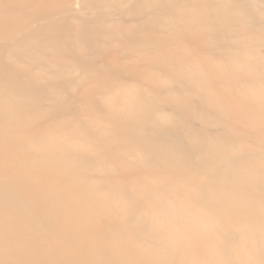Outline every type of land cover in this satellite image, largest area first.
<instances>
[{
	"label": "rangeland",
	"instance_id": "obj_1",
	"mask_svg": "<svg viewBox=\"0 0 264 264\" xmlns=\"http://www.w3.org/2000/svg\"><path fill=\"white\" fill-rule=\"evenodd\" d=\"M38 1L27 0V6L28 3L29 6L31 4L33 6L31 5L30 9H28L29 11L27 10L29 12L28 17H25L22 23V26L25 28L33 29L31 30L34 32V34H31L32 40L28 42H34V45L27 42H17L13 45L15 54H11L6 50L2 52V60L9 66L7 71L5 64V74L7 73L6 76L9 80L2 73L0 74V84L2 83L0 85V99L3 101L1 114L9 117L10 115L15 116L18 113L23 114V111L24 113L26 111V115L23 117L26 118L25 121L29 120L31 123V126L25 131L26 135L33 136L41 130L49 129L47 131V133L50 132V136L48 135L49 143L64 144V150L67 149L66 155L68 150L75 154L77 152L78 154L75 155L76 159L73 156L71 163H74V167L80 168L81 171L85 172L87 170L90 172L89 177L96 180L97 186L123 185L129 188L132 185L138 190V200L140 198L141 200L148 199V195L141 192L149 189L148 194L151 202L146 205L147 207H145L141 214H143L144 222L152 229V233L149 235L156 236V243L162 245L163 248L164 245L173 246V250H169L173 253H167L165 256H168L169 259L175 257L176 264L177 260L179 264H264V225H251L247 221L249 214L257 215L256 213L264 212V157L257 159V161H251L249 158L250 153L259 151L260 149H257L258 147L253 143L252 138L248 136L264 135V127L262 126L264 125V101L256 102L248 96L245 101L231 105L229 100H227V96L231 95H236L235 97L238 95L244 96L242 95L244 92L241 86H237L236 88L231 85L233 74H236L233 69L235 65L237 67L240 66L237 69L240 75L246 77L248 75L256 76L262 71V67L264 69V55L262 54L256 58L254 56L259 49L255 46V42L263 41L264 34H253L251 24L250 28L249 24H247L251 20L244 19L242 26L243 28L248 27L250 35L240 43L239 47L242 48L244 46L245 55L242 53L234 57L235 63L232 65L222 62L220 64L219 61L207 59L205 54L209 51L203 49L207 44V39L210 40L207 45L209 48L217 49L219 47L220 37L217 36V31L220 28L216 25L217 18H212L215 17L214 15L212 16V11L217 0L216 2L215 0H192V2L191 0H184L185 2L183 0H166L167 2L165 0H157V4H153L156 1L153 0V3L149 2L151 6H148L147 3V5L145 4L144 1L146 0L143 2L141 0H46L47 2L43 0L45 3L41 0L43 5L36 4ZM175 1L178 5L181 3V6H177L179 7L177 8L179 11L182 9L181 12L176 9L175 3L171 4V2ZM193 1L195 6L191 5ZM197 2L200 3L198 4ZM196 3L199 5L198 8ZM138 4L146 7H140ZM160 6L162 7L159 8ZM192 6L193 8H191ZM184 7H189V10L186 9V11ZM52 8L55 16H49L48 12ZM237 8L241 9L239 5ZM167 9H172V11ZM174 9L177 12L176 10L173 12ZM59 10H61L60 14H58ZM166 10L169 12H166ZM191 10L192 14L190 13ZM55 11H57V14H55ZM46 12L48 13L47 18H41L40 16L47 15ZM31 13L33 14L32 16H30ZM125 16L126 20L123 19ZM38 17L41 19H38ZM155 17L157 20H154L156 19ZM190 17L193 18L190 19ZM223 18L227 21L230 20L226 16ZM36 19H38L37 22L35 21ZM158 20L161 25L158 23ZM142 23L145 24L142 25ZM147 23L151 24L147 26ZM51 25H58L59 29L56 30L54 27L56 31H53L52 28L47 29ZM38 26H42L43 32ZM157 26L158 28H156ZM124 28H130L133 32L131 34L122 33L125 30ZM107 30L109 32L113 31V35ZM157 31L158 34L152 33ZM37 32L38 34H36ZM53 32L63 35H61L62 39L59 43L57 42L58 44L54 41L57 38H52L54 42L49 41L53 48L50 46L46 49L49 44H35L38 43L35 41H38L39 38L53 37L51 36ZM188 33H191V35ZM44 34L47 35L44 36ZM103 34L106 36L104 37ZM133 37H136L137 40ZM144 37L146 39L154 38V40H146ZM179 38H182V40L178 41ZM217 38L218 41H216ZM133 39L137 42L141 41V44L138 45L139 43H135V41H132ZM142 39L144 40L142 41ZM131 42L132 45L130 46ZM183 42H186V44ZM144 43L148 45H144ZM161 43L162 45L166 43V46L170 44L172 46H162ZM177 43L180 46H185L182 48L176 45ZM188 43H192L189 45H192L193 48L192 46H187ZM17 46L20 47V50ZM142 46L143 48H141ZM186 46L187 49H185ZM178 47L183 50H179ZM194 47H196V50ZM30 48L35 49L34 52ZM153 48L156 50H153ZM27 49L31 52H28ZM147 49H151L149 50L150 52ZM158 49L159 51L156 54L151 53L153 51L155 53ZM177 49L178 51H176ZM25 51L28 52L27 55H25L26 53L24 54ZM142 51L144 53L149 52L152 55L146 53L145 56L147 57L145 58L141 53L143 57V60H141L138 56L141 55L139 53ZM246 53L250 54L248 59H252V65L257 62H263L257 66L258 69L249 70L241 66L243 65ZM114 54L116 55L113 59L111 56ZM4 55H7V58ZM192 57L196 60H193ZM23 59L24 61L21 62ZM45 60L48 64L49 62L55 64V67L46 68ZM151 60H153L155 65L150 68L146 63ZM83 63H85L86 67H83ZM42 65L45 68H39ZM135 69L139 71L136 70L137 72H134ZM141 69L143 70L141 71ZM210 70L213 73L212 75L208 73ZM114 72L118 74L115 73L116 75H114ZM140 72L144 77L148 72V75L144 78V83L136 81L143 79L140 76L142 75ZM119 74H122V76H119ZM131 74L136 76L132 77ZM32 77L33 81H31ZM153 79L155 83L151 81ZM228 81L231 82L229 83ZM17 82H19V85H17ZM29 82H31V85H29ZM113 83L114 88L112 87ZM27 85L29 86L27 87ZM18 86L20 89H18ZM39 86L42 92L37 90ZM34 87L37 91L34 90ZM13 88L18 89L19 92L16 93L15 91H18L16 89L13 92ZM28 88L31 89L29 90ZM26 89H28L27 92ZM7 90L9 91V95ZM21 90H24L26 93ZM260 92L264 93V87L260 88ZM141 93L144 94L141 95ZM145 94L147 98L143 99L142 96ZM86 99L88 100L85 102L84 100ZM90 99H94L93 102ZM182 99L185 101L189 100V103L197 114L195 122L189 125V128L186 129L183 135L189 136L195 133L199 135V139L197 140H188L189 143L197 147L193 149L195 152H193L192 156V160L195 163L194 167L196 168L192 169L193 171L188 176L182 175V178L187 177L186 179H181L175 175L172 177L169 174H163L158 171L154 173L145 172L142 176L133 177L132 174H129L130 172H126L121 168L122 156H125L132 163L142 162L141 164L143 165L149 160L148 155L144 153L116 155L113 151L106 153L100 149L102 145V147H105V144L113 141V139L120 140L125 145L132 142L129 136H126L124 139L120 132H117L120 128L117 130L115 128L118 122V126L123 122L121 128L126 129V134L127 131L131 132V128H137L135 126L136 120H134V115L137 108L142 105L151 109L158 108L162 112L161 114L167 111L168 115L163 117V122L160 123L162 126L174 125L175 121L171 115V108L165 105L164 101ZM101 101L105 102V105H102ZM24 102H27V104L25 105ZM106 104L108 105L106 106ZM30 106L33 111H27ZM108 106L110 107L108 108ZM34 108L37 110L36 113L34 112ZM110 108H113V110ZM108 109L111 111L109 112ZM104 111H108L109 116ZM114 114L116 120L111 121L115 119L111 117ZM235 115H238L239 119L242 118V122H238V118L235 120ZM223 123L225 125H222ZM24 133L23 135H25ZM210 134H213L214 136H212L215 139L210 137ZM51 137L54 140L58 138L60 140L58 139L59 141L53 142L51 141L53 139H50ZM106 137L109 138L105 139ZM72 140L76 142L69 143L71 144L69 146L68 142ZM77 142L79 145H77ZM44 144L47 145V143ZM205 145L208 151L202 150V147ZM99 155H102L105 160L101 164L94 162V158ZM78 156L80 157L77 159ZM81 156H84L85 159H80ZM236 156L239 157L235 158ZM109 157H111V160L113 159V165H111ZM230 159L232 160L229 161ZM236 160H239L240 163ZM203 165L207 167V170L204 169L206 172H200L198 169ZM213 172L215 175H218V178H210L209 175ZM145 175L149 176L146 177ZM19 182L22 185L28 183L25 180H19ZM252 185H257L259 190L254 191L251 187ZM131 192L133 193V188H131ZM124 196L126 198V195ZM134 202H131L129 207L136 206ZM125 206L123 205V207ZM155 206L157 207L154 208ZM239 207L246 209V212L250 213L247 212L245 216L237 217L236 213ZM230 213L231 215H229ZM162 214L163 219L161 217ZM241 236L247 237L245 244L239 241V237ZM256 239L261 240V242L259 240L256 242ZM149 241L152 242L151 238H149ZM163 251V249H159L160 253Z\"/></svg>",
	"mask_w": 264,
	"mask_h": 264
},
{
	"label": "bare ground",
	"instance_id": "obj_2",
	"mask_svg": "<svg viewBox=\"0 0 264 264\" xmlns=\"http://www.w3.org/2000/svg\"><path fill=\"white\" fill-rule=\"evenodd\" d=\"M143 1L144 0H141V2H143ZM152 1L153 0H150L147 2V0H146L144 2H145V4L147 3L149 6L150 5L149 2L153 3ZM176 1L171 2V4L175 3L176 9H177V8H179L177 6H179L181 3H179V5H178ZM38 2H36V4L43 5L42 3L44 1L42 3H41V0ZM165 2H167V1L165 0ZM184 2H182V3L184 4ZM191 2H192V0H191ZM201 2H203V1H201ZM215 2H216V0H215ZM155 3L157 4V0L154 1L153 4H155ZM163 3H164V1H163ZM197 3H196V5H198L200 2L198 4ZM141 4H138V5H140V7H141L143 5V4L142 5ZM191 5H194V1ZM238 5L241 7V9L237 8ZM30 6H29V3L27 6V0H0V74L2 73L5 76V78H7V76H6L7 73L5 74V71H6V69L8 71L9 66L2 60V56H3L2 52H4L6 50V51H9V53H11V54L14 53L15 51L13 50V47H14L13 45H15L17 42L18 43L27 42V43H31V44L34 43V42L32 43V41L28 42V41L32 40L31 34H34V32L31 30H33V29L32 28L30 29L28 27L25 28L24 26H22L23 19L25 17H28L29 12H27V10L30 9ZM169 6H171V5H169ZM142 7H146V6H142ZM161 7L162 6H160L159 8H161ZM198 7H199V5L197 6V8ZM263 7H264V0H217V3L214 4V8H213L214 10L212 11V16L214 15L215 17H212V18H217V20H216L217 24L216 25H218L220 28V30L217 31L218 32L217 36L220 37V42H219V47L217 49H215V48L211 49L207 46L210 40L209 39L206 40L207 44L203 49L209 51L207 54H205L207 59L210 58L212 60L219 61L220 64L222 62V63H228V64L232 65L233 63H235L234 57H236L237 55H240L242 53L245 55L244 46L242 48L239 46H240L241 42H243L245 39H247V37H249L250 31H249L248 27L243 28L242 23H244V19L251 20L247 24H249V28H250V24H251L252 29H253L252 33L253 34L263 33L264 34V8ZM188 8H185V10ZM191 8H193V6ZM201 8H202V6H201ZM227 8H229V9H227ZM172 9L171 10L167 9V10L172 11ZM176 9H174L173 12H175ZM33 10H34V8H33ZM52 10H53V8L51 9V11L48 12L49 16H55L53 14L54 11H52ZM167 10H166V12H169ZM177 10L179 11V9H177ZM177 10H176V12H177ZM210 10H212V9H210ZM181 11H182V9H181ZM181 11H179V12H181ZM56 12L57 11H55V14H57ZM157 12H158V8H157ZM191 12H192V10L190 11V13ZM48 13L46 16L43 15L40 17L41 18L42 17L47 18ZM60 13H61V10L58 11V14H60ZM188 14H189V11H188ZM32 15L33 14L31 13L30 16H32ZM216 15H218V17H216ZM224 16L229 17L230 20L229 21L225 20L223 18ZM40 17H38V19H41ZM193 17H190V19H192ZM38 19H36L35 21L37 22ZM123 19L126 20V16L123 17ZM154 20H157V18ZM158 23L160 24V21ZM143 24H145V23H142V25ZM150 24L151 23H147V26H149ZM159 24H158V26H159ZM207 24H209V23L207 22ZM152 25H153V22H152ZM152 25H151V27H152ZM158 26L156 28H158ZM244 26H245V24H244ZM38 27H40L41 30L43 29L42 26H38ZM53 27L56 30L59 29L58 25L48 26L47 29L52 28L53 31H56V30H54ZM124 29L125 30H123L122 33L126 32V33L131 34L133 32V30H131L130 28L129 29L124 28ZM34 30L36 31L35 28H34ZM81 30H82V28H81ZM160 30H161V28H160ZM158 31L152 32V33L158 34ZM42 32H43V30H42ZM112 32H109V33L111 34ZM119 32H121V31H119ZM36 34H38V32ZM36 34H35V36H36ZM116 34H114V35H116ZM188 34L191 35V33H188ZM45 35H47V34H44V36ZM61 35L62 34H59V33L55 34V32H53V35H51L53 37H50V36L46 37V38L44 37L45 38L44 41H42L44 38L43 39L39 38L38 41H35L38 43H35V44L36 45L37 44H39V45L49 44V46L47 48L45 47L46 49H48L51 46L50 45L51 43H49V41H51V42L55 41L56 43L57 42L59 43V41L62 39ZM103 35H104V37L106 36L105 34H103ZM111 35H113V33ZM119 36H121V35L119 34ZM202 37L205 38L204 36H202ZM52 38H57V39H54V41H53ZM133 38H136V37H133ZM154 38L153 39L152 38L146 39V37H144V39L151 40V41L154 40ZM91 39L93 40V38H91ZM144 39H142V41ZM136 40H137V38H136ZM136 40L133 39L132 41H135V43H139L138 45H140L141 41L137 42ZM180 40H182V38L178 39V41H180ZM216 41H218V38L216 39ZM157 42H158V40H157ZM193 42H194V40H193ZM170 43H171V41H170ZM183 43L186 44V42H183ZM195 43H196V40H195ZM57 44H56V47H57ZM142 44H143V42H142ZM167 44H169V42H167ZM167 44L165 43V45H162V43H161L162 46H166ZM171 44H173V43H171ZM189 44H192V43H188L187 46ZM33 45H32V47H33ZM131 45H132V42H131L130 46ZM144 45H148V44L144 43ZM170 45L166 46V47H170ZM174 45H173V47H174ZM176 45L180 46L179 43H177ZM24 46H22V47L25 48ZM184 46H180V47L183 48ZM187 46L185 47V49H187ZM255 46L257 48H259L257 50L256 54L254 55L255 58L262 55V54L264 55V40L263 41H256ZM17 47H19V46H17ZM27 47L29 48V46H27ZM51 47L53 48V46H51ZM133 47H134V45H133ZM145 47H147V46H145ZM180 47H178L179 50L182 49V48L180 49ZM141 48H143V46ZM192 48H193V46H192ZM194 48L196 50V47H194ZM18 49L20 50V47ZM30 49H32V48H30ZM156 49H157V47H156ZM156 49L153 48V50H156ZM178 49L176 51H178ZM34 50H33V52H34ZM149 50H151V49H149ZM22 51H20V52H22ZM27 51H28V49H27ZM144 51H146V50H144ZM158 51H159V49L157 51H155V53H154V51L151 53L156 54V52H158ZM28 52L25 51L24 54L26 53L25 55H27ZM149 52L144 53L142 51L139 54L142 53L143 56L146 58L147 56H145V54L146 53L149 54ZM151 53L149 55H152ZM14 54H13V56L16 57V55H14ZM24 54H23V56H24ZM116 54L112 55L111 57L113 58ZM139 54H137V55H139ZM142 54L138 56L139 59H141V60H143ZM29 55H31V53H29ZM249 55L250 54L246 53L243 65H241V66H243V68L249 69V70L258 69L257 66L261 65V63H263L264 61L260 62V63L257 62L256 64L252 65L253 61L251 58L248 59ZM6 56H5V58H7ZM192 58H193V60L195 59L194 57H192ZM9 59H10V57H9ZM12 59H13V57H12ZM113 59H112V61H113ZM199 60H201V59H199ZM23 61H24V59L21 62H23ZM43 62H44V60H43ZM45 62H46V64H45L46 68L55 67V64H51L50 62L48 64L46 60H45ZM200 63H201V61H200ZM5 64H6V69H5ZM146 64L150 68H151V66L155 65L153 63V60L148 61V63H146ZM146 64H144V65L146 66ZM190 64H192V63H190ZM87 65H89V64H87ZM144 65H143V67H144ZM84 66L86 67L85 63H83V67ZM197 66H198V64H197ZM41 67H44V65L40 66L39 68H41ZM101 67H102V65H101ZM181 67H182V63H181ZM187 67H188V65H187ZM238 67H240V66H238ZM238 67H237V65H235L233 67L236 74H233L232 82L231 81H228V82L229 83L231 82V85H233L236 88H237V86H241L243 88L242 91L244 92V94H242V95H244V96L238 95L237 97H235L236 95H234V96L231 95V96H227V98H228L227 100H229L231 105L234 103H240V102L245 101L248 96L250 98H252L253 100H255L256 102L264 101V93L260 92V88L264 87V69H263V67L261 68L262 71H260V73H258L256 76L255 75H248L247 77L240 75V73L237 71ZM152 69H154V68H152ZM152 69H149V70H152ZM136 70L137 69H135L134 72L139 71V70H137V71ZM142 70L143 69H141V71ZM188 70H189V68H188ZM115 73H117V72H114V75H116ZM204 73L206 74V72H204ZM208 73H209V75L213 74L211 70L208 71ZM135 74H138V73H135ZM140 74H142V73L140 72ZM120 75L122 76V74H119V76ZM131 75H132V77L136 76L133 74H131ZM142 75H140V76L143 79L141 78L142 80H136L137 82L144 83L145 82L144 78L146 77V75H148V72L146 73L145 77H144V75L143 76ZM140 76H139V79H140ZM149 76H150V74H149ZM148 78H150V77H148ZM153 78H154V76H153ZM7 80H9V79L7 78ZM31 81H33V77L31 79ZM151 81L153 82L154 79ZM209 81H210V79H209ZM111 82H112V79H111ZM118 82H119V80H118ZM120 82H121V80H120ZM18 83L19 82H17V85H19ZM21 83H23V82H21ZM29 83L28 84L31 85V82H29ZM153 83H155V82H153ZM247 84H248V86H247ZM23 85H24V83H23ZM29 85H27V87ZM119 85H120V83H119ZM8 86L10 87V85H8ZM36 86L37 85L35 84V87ZM4 87H6V86H4ZM30 87L32 88V86H30ZM35 87H34V90H35ZM112 87L114 88V83H113ZM1 88H3V87H1ZM15 89L13 90V92L15 91ZM18 89H20L19 86H18ZM18 89H16V90H18ZM28 89H26V92ZM40 89H41V87L39 86L37 90H40ZM8 90H7V92L9 95V91H11V90H9V91ZM37 90H35V91H37ZM21 91L26 93L24 90H21ZM31 91H33V90H31ZM40 91L42 92V90H40ZM231 91H233V90H231ZM15 92L17 93V92H19V90L15 91ZM12 94H10V95H12ZM115 94H116V92H115ZM142 94H144V93H141V95ZM37 95H38V93H37ZM18 98H16V99L19 100L20 98L19 99ZM142 98L146 99L147 95L145 94L144 96H142ZM17 100H16V103H17ZM87 100L88 99H86L84 101L86 102ZM93 100H91V101L93 102ZM109 100L113 101L111 99H109ZM109 100H108V102H109ZM14 101H15V99H14ZM14 101H12V102H14ZM21 103H23V102H21ZM89 103H90V101H89ZM100 103L102 105L103 104L105 105V102L103 103L101 101ZM110 103H109V105H110ZM26 104H27V102L25 103V105ZM28 104L30 105V103H28ZM164 104L168 105L171 108V110H170V111H172L171 115L173 116L174 121H175L174 125H172V126H162L161 125L160 122H163V120H162L163 117H166L168 115L166 113L167 111H165V112H163V114H161L162 112H160L158 108L157 109H155V108L151 109L149 107H145L144 105H142L141 107L137 108L136 113L134 115V120H136L135 126L137 128H134V127L131 128L130 129L131 132L127 131V134H126V129L121 128L123 126L122 125L123 122H121V124L119 126H118V124H119V122H118V124L115 128V130L120 128L117 132H120V134L122 135V137L124 139L126 138V136H129V139H131L133 143L131 142L130 144L125 145L124 142H122L120 140L113 139V141H110L107 144H105V147H102L103 145L101 147L99 146L100 149H102V151H105L106 153H108V152L111 153L113 151L116 153V155L117 154H120V155L121 154H130V153L131 154L144 153L145 155H148L149 160L146 162V164H143V165L141 164L142 162L141 163H138V162L132 163L131 161H128L125 158V156H122L121 168H123L126 172H130L129 174H132L133 177L134 176H136V177L142 176L143 174H145V172L154 173V172L158 171V172L163 173V174H169L172 177H174V175H175L176 177H179L181 179H186L187 177L182 178V175L188 176L193 171L192 169L196 168V167H194L195 163L192 160V156H193V152H195V150H193V149H196L197 147L194 144L189 143L188 140L189 139L191 141L197 140V139H199V135H197L196 133L190 134L189 136L183 135V133H185L186 129L189 128V125H191L195 122L196 115H197L196 111L194 108H192L191 104L189 103V100H187V101H185L183 99L182 100H166V101H164ZM107 105L108 104H106V106ZM2 107H3V101L0 99V133H1V140H0V264H176L175 257H172L169 259L168 256H165L167 253H173V252L169 251V250H173L172 249L173 246L172 245H170V246L164 245V248H165L164 249L162 245L157 244L156 243V236L149 235L150 233H152V229L149 225H147L144 222L143 214H141L144 211L145 207H147L146 205H148L151 202L150 196L148 194V192L150 191L149 189L147 191L141 192L143 194L148 195V197H147L148 199L141 200V198H140L138 200V195H139V194H137L138 190H136L135 187L132 185H130V186L128 185L129 188L125 187L123 185H114V186H108V187L97 186L96 180L91 179L89 177L90 172H88L87 170L85 172L83 170L81 171L80 168L74 167V163L73 164L71 163V158L73 156H74V159H76L75 155L78 154L77 152L75 154V153H71V151L68 150V153L66 155L65 152L67 151V149L64 150V148H65V147H63L64 144H59V143L53 144L52 142L49 143L48 138L50 136L49 135L50 132L47 133V131L49 129L48 130L46 129L44 131L41 130L38 134L33 135V136H30V135L27 136L25 131L29 126H31L30 125L31 123L29 122V120L25 121L26 118L23 117L26 115V111H25V113L23 111V114L18 113L15 116L10 115L9 117H5L1 114ZM109 107L110 106H108V108ZM31 109L32 108L30 106V108H28L27 111H30ZM110 109H108L109 112L111 110H113V108L111 110ZM31 111H33V110H31ZM36 111L37 110L35 109L34 112L36 113ZM107 112H105V113L107 114V116H109V112L108 113ZM111 117L115 118V114H114V116H111ZM237 118H238V115H235V120H237ZM109 119H111V118H109ZM241 119L242 118H240V119L238 118V120H239L238 122H242ZM113 120H116V118L112 119L111 121H113ZM126 123H125V126H126ZM113 124H114V122H113ZM222 125H225V124L223 123ZM262 126L264 127V125H262ZM131 127H132V125H131ZM225 128H226V126H225ZM27 131H29V130H27ZM35 131H36V129H35ZM23 133L25 135H23ZM237 133H238V130H237ZM213 134H210V137H213L214 136ZM54 136H53V138H55ZM116 136H118V135H116ZM248 136L250 138H252L253 143L258 147L257 149H260L259 151H254L253 153H250L249 158L251 159V161H257V159L263 158L264 157V144H263L264 143V135H257V136L248 135ZM109 137L111 138V136H109ZM109 137H106L105 139H108ZM53 138L51 137L50 139H53ZM58 139H55V140L53 139L51 141L56 142ZM45 141H47V142H45ZM73 141L74 140L68 142V144L69 143L72 144ZM74 142H76V141H74ZM44 143H47V145ZM71 144H69V146ZM65 145H66V143H65ZM73 145H74V143H73ZM77 145H79V143ZM74 146H76V145H74ZM202 150L208 151L206 145L202 147ZM198 154H199V152H198ZM240 156H241V154H240ZM79 157L80 156H78L77 159ZM132 157H134V156H132ZM237 157H239V156H236L235 158H237ZM110 158L111 157H109V159ZM80 159H85V157L81 156ZM130 159H131V157H130ZM232 159H230L229 161H231ZM112 160H111V165H113ZM104 161L105 160H104L102 155L96 156L94 158V162L97 164H99V163L101 164V162H104ZM137 161H138V159H137ZM236 161H238V163H240L239 160H236ZM224 164H225V162H224ZM198 169L200 170V172H203L204 169L207 170V167L205 165H203L201 168H198ZM218 169H219V167H218ZM219 171H221V170H219ZM204 172H206V171H204ZM145 176L148 177L149 175L148 176L145 175ZM209 176L211 179L218 178V175H215L214 172L210 173ZM19 180H21V181L25 180L28 183L26 185H22V184H20ZM97 180H99V179H97ZM154 181L157 182L156 180H154ZM156 185H158V184H156ZM251 187L254 189V191L259 190L257 185H252ZM131 188H133V193L132 192L130 193ZM263 190H264V187H263ZM111 192H112V194H111ZM124 195H126V198ZM165 195H164V198H165ZM154 196H156V195H154ZM123 200H126V201L123 202ZM131 202L136 203V206L129 207ZM170 204H172V203H170ZM123 205H126V206L123 207ZM153 205H154V203H153ZM156 207L157 206H155L154 208H156ZM167 207H168V204H167ZM222 207H224V206H222ZM171 208H173V207H171ZM247 212H246V209H241L239 207L238 212L236 213V216L237 217L245 216V214ZM156 213H157V211H156ZM169 213H170V211H169ZM172 213H173V211H172ZM223 213H227V212H223ZM248 213H250V212H248ZM256 214L257 215L249 214L247 217V221H249V223L251 225H264V212L256 213ZM229 215H231V213ZM161 217L163 219V214L161 215ZM254 223H258V224H254ZM149 238H151L152 242L149 241ZM246 239H247V237L246 238L243 236L239 237V241L241 243H244V244H245ZM258 240L259 239H256V242ZM259 242H261V240H259ZM256 245H258V243H256ZM159 249H163L164 251L160 253ZM210 263H211V261H210ZM177 264H179L178 260H177Z\"/></svg>",
	"mask_w": 264,
	"mask_h": 264
}]
</instances>
